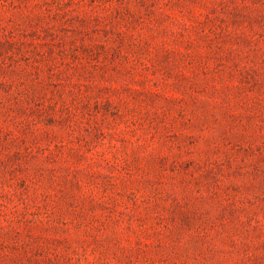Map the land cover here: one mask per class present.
<instances>
[{"label":"rangeland","instance_id":"374dc122","mask_svg":"<svg viewBox=\"0 0 264 264\" xmlns=\"http://www.w3.org/2000/svg\"><path fill=\"white\" fill-rule=\"evenodd\" d=\"M0 264H264V0H0Z\"/></svg>","mask_w":264,"mask_h":264}]
</instances>
